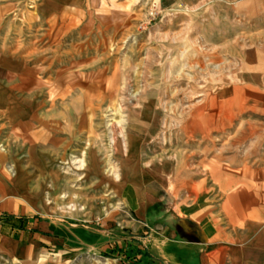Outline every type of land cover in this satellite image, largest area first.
<instances>
[{
    "label": "crops",
    "instance_id": "0c3cea01",
    "mask_svg": "<svg viewBox=\"0 0 264 264\" xmlns=\"http://www.w3.org/2000/svg\"><path fill=\"white\" fill-rule=\"evenodd\" d=\"M92 1H0V211L21 217L0 264H264L259 135L226 116L241 106L200 105L152 152L143 108L100 137L114 88L83 54ZM131 242L138 262L104 256Z\"/></svg>",
    "mask_w": 264,
    "mask_h": 264
},
{
    "label": "rangeland",
    "instance_id": "374dc122",
    "mask_svg": "<svg viewBox=\"0 0 264 264\" xmlns=\"http://www.w3.org/2000/svg\"><path fill=\"white\" fill-rule=\"evenodd\" d=\"M88 5L93 10L85 16L94 24L95 42L83 54L98 55L100 72L113 74L114 93L98 95L93 116L100 137L121 135L122 114L138 121L143 108L146 127H132L148 134L149 151L154 145L170 148L171 134L180 132L200 105H238L226 116L242 123L244 134L259 135L258 160L264 163V0H93ZM252 119L258 131L247 130ZM20 218L0 211V227L17 226ZM131 246L118 247L109 257L124 258L123 250H131L128 260L136 263L140 252Z\"/></svg>",
    "mask_w": 264,
    "mask_h": 264
},
{
    "label": "trees",
    "instance_id": "16d2710c",
    "mask_svg": "<svg viewBox=\"0 0 264 264\" xmlns=\"http://www.w3.org/2000/svg\"><path fill=\"white\" fill-rule=\"evenodd\" d=\"M122 255H124V258L125 259H130L131 258V250H123V252H122ZM104 256H106V257H109L110 256V253L108 252V253H104Z\"/></svg>",
    "mask_w": 264,
    "mask_h": 264
}]
</instances>
